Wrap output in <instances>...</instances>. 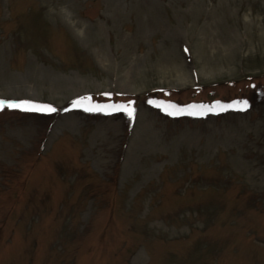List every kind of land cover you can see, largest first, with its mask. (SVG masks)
I'll list each match as a JSON object with an SVG mask.
<instances>
[{
	"label": "rangeland",
	"instance_id": "1",
	"mask_svg": "<svg viewBox=\"0 0 264 264\" xmlns=\"http://www.w3.org/2000/svg\"><path fill=\"white\" fill-rule=\"evenodd\" d=\"M0 100V264H264V0H0Z\"/></svg>",
	"mask_w": 264,
	"mask_h": 264
},
{
	"label": "snow or ice",
	"instance_id": "2",
	"mask_svg": "<svg viewBox=\"0 0 264 264\" xmlns=\"http://www.w3.org/2000/svg\"><path fill=\"white\" fill-rule=\"evenodd\" d=\"M75 103L80 104L82 103V101H76ZM5 107L13 108V109L23 108L24 110H38V111H45L49 113L56 111V109L51 106L34 105L30 101L11 102V101L0 100V110H3ZM248 107H250V105H248V103L245 101L243 108L239 110H247ZM91 110L93 109L85 108V111H91ZM100 110H103V109H100ZM123 110L126 111L130 117L134 115L135 109L123 108ZM168 114L173 115L174 113L169 112ZM189 114H192V113H189Z\"/></svg>",
	"mask_w": 264,
	"mask_h": 264
}]
</instances>
